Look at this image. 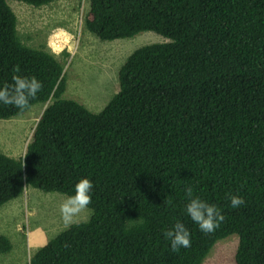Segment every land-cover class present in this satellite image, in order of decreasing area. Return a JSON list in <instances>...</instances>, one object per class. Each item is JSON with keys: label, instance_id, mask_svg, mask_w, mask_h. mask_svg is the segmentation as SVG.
<instances>
[{"label": "trees", "instance_id": "trees-1", "mask_svg": "<svg viewBox=\"0 0 264 264\" xmlns=\"http://www.w3.org/2000/svg\"><path fill=\"white\" fill-rule=\"evenodd\" d=\"M55 1L0 0V87L38 77L30 107L47 103L24 156L0 150V207L25 187L74 195L87 178L92 214L35 252L0 233V264H202L229 238V264H264V0H87L85 33L158 38L120 60L119 91L99 113L65 98L66 61L18 31L11 4ZM30 107L0 103V120ZM186 187L221 209L213 233L185 213ZM229 194L245 203L232 208ZM177 221L191 247L173 252L164 232Z\"/></svg>", "mask_w": 264, "mask_h": 264}, {"label": "rangeland", "instance_id": "rangeland-1", "mask_svg": "<svg viewBox=\"0 0 264 264\" xmlns=\"http://www.w3.org/2000/svg\"><path fill=\"white\" fill-rule=\"evenodd\" d=\"M11 6L17 15L19 33L34 46L47 43L51 52H55L59 45V48L66 46L64 51L69 49L70 57L64 67L65 96L84 105L92 113H99L118 91L120 60H124L133 47L158 40L146 33L137 36L133 43L103 42L85 33L82 19L88 7L87 0H56L50 7L40 8L21 3ZM40 110V104H34L18 119L0 120V150L14 157L22 154ZM65 198L59 193L27 187L24 194L0 207V233L12 237L17 244L22 243L25 235L27 249L31 252L39 250L54 233L66 228L59 213V206ZM85 214L86 210L81 213L80 222L88 220L89 216L85 219ZM234 245L233 238L219 241L202 264H229L235 252Z\"/></svg>", "mask_w": 264, "mask_h": 264}, {"label": "clouds", "instance_id": "clouds-1", "mask_svg": "<svg viewBox=\"0 0 264 264\" xmlns=\"http://www.w3.org/2000/svg\"><path fill=\"white\" fill-rule=\"evenodd\" d=\"M31 45L34 46L32 43ZM76 45H78V42ZM39 46H43L48 51H50L47 47V43L43 45H38L36 47ZM59 46L57 47V49H54L56 53L51 51L50 53L55 55L57 59L65 60L67 63L68 57H70L68 52L70 51L68 48L67 51H64L66 46H62L60 48ZM63 54L64 55L66 54L67 58L65 56H62ZM13 71L19 72V68L17 67ZM63 71L65 72V68L63 69ZM42 87H43L42 83L35 76L27 77L21 75H13L11 84L5 83L3 87H0V103H3L6 106L12 105L20 110H24L30 107V101L36 98L37 93L41 91ZM46 105L47 103L43 107L41 106V110L38 115H41ZM35 121L36 120L33 121V124L31 126L30 136L26 143L24 151L21 154L22 157L25 154L28 144L32 140L33 131L35 128V124H34ZM26 189L27 187L24 188L23 194ZM92 189H93V183L87 178H82L75 184L74 195L66 196V198L62 201V203L59 206V213H60V219L66 228L71 227L74 224H79L81 213H83L85 210H86V214H85L86 217L84 216L85 219L88 216H89L88 220L90 219L92 214V208L91 207L88 208V206L92 202V196H91ZM184 191L186 193V196L188 197V202L184 208L185 213L190 217V219L195 224L199 226V230L201 232H203L204 234L213 233L216 229L220 227L221 223H223L225 220V217L222 214L221 209L215 204L207 203L199 196H194L193 189L191 187H186ZM228 199L230 200V204L232 208H239L241 205L245 203L243 197L239 195L229 194ZM87 221H82V222H87ZM129 221L132 223H137V222L142 223L140 219L135 221L134 220H129ZM16 230L22 231L19 228H16ZM164 236L166 239L170 241L171 251L173 252H178L180 248L191 247V233L182 222L177 221L171 229L164 232ZM24 237L25 235L22 237V240L24 239ZM25 250L27 253L31 251L27 249L26 245H25Z\"/></svg>", "mask_w": 264, "mask_h": 264}, {"label": "bare ground", "instance_id": "bare-ground-1", "mask_svg": "<svg viewBox=\"0 0 264 264\" xmlns=\"http://www.w3.org/2000/svg\"><path fill=\"white\" fill-rule=\"evenodd\" d=\"M43 61H44V60H43ZM47 61H48V60H47ZM63 61H64V60H63ZM54 62H55V61H54ZM64 62H65V61H64ZM58 63H59V62H58ZM62 63H63V62H62ZM62 63H61V65H62ZM50 64H51V63H50ZM51 65H53V66L56 65L55 67L57 68V63H53V64H51ZM59 65H60V64H58V66H59ZM27 67H28V66H27ZM29 67H30V66H29ZM57 69H58V68H57ZM31 70H32V69H31ZM31 70H30V71H31ZM23 72H24V71H23ZM25 72H26V71H25ZM25 72H24V73H25ZM32 72H33V71H32ZM37 72H38V71H37ZM46 72H47V71H46ZM21 73H22V72H21ZM35 73H36V72H35ZM46 74H47V73H46ZM36 75H37V74H36ZM46 77H48V76H46ZM46 77H45V78H46ZM37 78H38V77H37ZM43 78H44V77H43ZM49 78H51V77H49ZM47 80H48V79H47ZM39 81H40V80H39ZM41 83H42V82H41ZM46 83H47V82H46ZM46 83H45V84H46ZM163 84H164V83H163ZM42 90H43V88H42ZM48 90H49V89H48ZM54 91H56V90H54ZM45 92H46V91H45ZM117 93H118V92H116L115 94H117ZM54 94H55V92H53V95H54ZM115 94H114V95H115ZM39 95H40V94H39ZM51 95H52V94H51ZM114 95H113V96H114ZM65 98H66L67 100H72V99H70L68 96H65ZM52 100H53V99H52ZM53 101H54V100H53ZM73 101H74V100H73ZM74 102H76V101H74ZM77 103H78V102H77ZM105 106H106V105H105ZM105 106H104V107H105ZM104 107L102 108V110L104 109ZM102 110H100V111H102ZM39 121H40V120H39ZM173 133H174V132H173ZM149 151H151V150H149Z\"/></svg>", "mask_w": 264, "mask_h": 264}]
</instances>
